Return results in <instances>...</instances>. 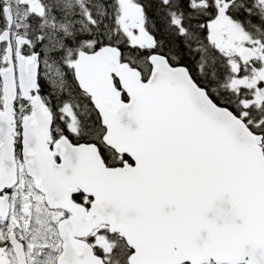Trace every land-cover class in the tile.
I'll return each instance as SVG.
<instances>
[{
  "label": "snow or ice",
  "instance_id": "snow-or-ice-1",
  "mask_svg": "<svg viewBox=\"0 0 264 264\" xmlns=\"http://www.w3.org/2000/svg\"><path fill=\"white\" fill-rule=\"evenodd\" d=\"M0 264H264V0H0Z\"/></svg>",
  "mask_w": 264,
  "mask_h": 264
}]
</instances>
